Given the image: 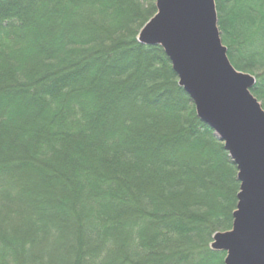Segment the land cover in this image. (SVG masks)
I'll return each instance as SVG.
<instances>
[{"label":"trees","instance_id":"1","mask_svg":"<svg viewBox=\"0 0 264 264\" xmlns=\"http://www.w3.org/2000/svg\"><path fill=\"white\" fill-rule=\"evenodd\" d=\"M264 109V0H216ZM156 0H0V264H224L237 169L138 42Z\"/></svg>","mask_w":264,"mask_h":264},{"label":"water","instance_id":"2","mask_svg":"<svg viewBox=\"0 0 264 264\" xmlns=\"http://www.w3.org/2000/svg\"><path fill=\"white\" fill-rule=\"evenodd\" d=\"M138 42L160 46L198 119L224 146L240 190L231 230L213 236L224 264H264V109L256 78L237 70L218 27L216 0H156Z\"/></svg>","mask_w":264,"mask_h":264},{"label":"rangeland","instance_id":"3","mask_svg":"<svg viewBox=\"0 0 264 264\" xmlns=\"http://www.w3.org/2000/svg\"><path fill=\"white\" fill-rule=\"evenodd\" d=\"M255 77V76H254Z\"/></svg>","mask_w":264,"mask_h":264}]
</instances>
